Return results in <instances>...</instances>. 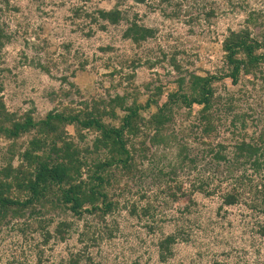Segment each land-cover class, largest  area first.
I'll list each match as a JSON object with an SVG mask.
<instances>
[{
    "label": "rangeland",
    "instance_id": "obj_1",
    "mask_svg": "<svg viewBox=\"0 0 264 264\" xmlns=\"http://www.w3.org/2000/svg\"><path fill=\"white\" fill-rule=\"evenodd\" d=\"M8 2L7 7L5 1L0 0V28L11 37L1 51L0 81L4 83V92L0 96L12 110L35 108L36 117H42L62 104L68 105L70 101L75 103L74 107H79L81 102L104 96L107 91L114 94L115 86L122 91L130 86L124 78L131 74H134L131 84L139 87L142 100L150 93L144 85L150 83L151 89L159 84L165 85V101L168 92L176 91L178 79L188 76L187 72L216 75L225 68L222 42L230 29L240 30L248 26L253 36L260 38L264 33V0H173L169 6H159L158 0H147L142 5L128 0L121 6L124 12L130 18L137 15L140 24L157 31L154 38L139 46L123 38L124 22L102 30L98 24L92 25L87 17L86 13L97 9L114 8L116 0ZM177 4L182 10L179 16L163 14V9L169 14L174 12ZM212 8L217 15L207 19L205 13ZM254 13H260L253 19L257 17L258 24L262 25L248 23ZM89 30L93 31L91 37L86 36ZM109 46L112 51L102 50ZM163 54L167 55L165 62L150 68L148 61H160ZM172 55H176L180 62L182 74L169 64ZM134 60L139 63L135 67L132 66ZM38 62L49 64L50 74L39 68ZM64 76L70 77L81 95L73 93L70 98L60 95L53 100L50 94L71 89L61 81ZM253 79L254 85L250 83ZM120 80L122 86H119ZM214 87L215 97L221 98L220 108L232 106L233 110L228 115L218 113L222 125L218 138L212 142L229 145L227 152L231 156L235 141L242 138L240 135L253 141L264 133V82L261 78L242 74L237 85L221 80ZM129 91L132 92L131 87ZM199 109L193 106L194 114L189 118H186L187 108L176 109L173 129L177 132L189 129V125L196 121ZM236 115L241 119L233 124ZM243 115H246L244 120ZM182 142L188 145L192 158L197 156L201 160L197 169L179 168L169 180L155 176L159 170L157 161L152 167L154 172L142 174L141 171L150 167L149 161L144 160L138 173L124 179L128 190L123 195L113 191L118 193L114 200L119 201L120 208L106 216L107 223L86 214L83 220L75 222L65 241L52 239L41 247L43 264H68L71 254L77 253L85 258L92 257L93 264H219L223 261L228 264H264V236L258 228V225H264V217L257 216L245 204L226 206L221 199V193L227 192L233 186V179L243 172L230 173L228 163H216L214 157L207 154L206 146L192 136ZM3 145L1 142L0 147ZM178 147L175 143L163 149L166 157L161 166L176 162ZM198 176L210 184L207 191L214 190L217 194L191 193ZM167 184L170 187L183 184L187 194L169 197L165 192ZM124 205L127 208H123ZM133 205L137 208L135 215L130 213ZM145 206L151 208L147 216L142 213ZM67 215L62 214L57 221L65 217L71 220V215ZM86 224L92 228L86 231ZM107 225L113 230L112 237L103 231ZM17 229V225H12L4 230L1 264L14 262L15 255L20 262L14 264H37L39 249L36 244L41 236H34L36 240L33 242L25 241L26 236L33 235H24ZM100 230L103 239L91 241ZM85 231L81 242L80 236ZM170 234L178 236L175 251L173 256L162 261L158 242Z\"/></svg>",
    "mask_w": 264,
    "mask_h": 264
},
{
    "label": "trees",
    "instance_id": "obj_2",
    "mask_svg": "<svg viewBox=\"0 0 264 264\" xmlns=\"http://www.w3.org/2000/svg\"><path fill=\"white\" fill-rule=\"evenodd\" d=\"M4 1L8 7V0ZM127 1L116 0L114 8L97 9L86 15L92 25L98 24L102 30L124 22L123 38L139 46L154 38L157 31L140 24L137 15L130 18L121 8ZM172 1L158 0L159 6H169ZM176 8L170 14L166 9L162 12L167 17H177L182 10L180 4ZM257 14H252L248 23L262 25L258 24ZM216 15L213 8L205 13L207 19ZM253 16L257 17L253 19ZM92 35L93 31L86 33L88 37ZM10 40L11 37L0 28V63L3 59L1 51ZM222 49L223 70L216 75L210 72H187L188 76L178 79L176 91L168 92L165 101V85L159 84L151 89L150 83L144 85L150 93L142 100L139 87L131 84L134 74L124 78L130 82V86L122 91L115 86L114 94L107 91L104 96L81 102L79 107H74L75 103L70 101V104H62L42 117H36L35 108L12 110L4 97L0 96V144H4L0 147V247L5 241L4 230L17 225V230L22 234L33 235L29 238L26 236L25 241L33 242L36 240L34 236H41L40 242L36 244L39 249L36 262L43 264L44 251L41 247L48 245L52 239L65 241L75 222L83 220L86 214L107 223L106 216L120 208L119 201L114 198H117L118 193L123 195L128 190L124 179L138 173L144 160L149 161L150 167L141 171L142 174L154 172L152 167L157 161L159 170L155 176L169 180L173 179L170 177L176 175L179 168L197 169L201 160L197 156L192 158L188 145L182 142L189 136L206 146L207 154L213 156L216 163H228L230 173L235 174L237 170L243 172L233 179V186L227 192L221 193L223 204H245L257 216L264 217V177H261L264 172V133L253 141H247L245 135H240L242 138L235 141L231 156L227 152L229 145H215L212 142L218 138L222 125L218 113L225 112L228 115L233 110L232 106L220 108L221 98L215 97L214 84L229 80L237 85L242 74L261 78L264 82V33L260 38L254 37L248 26L240 30L230 29L222 42ZM102 50L112 51L113 48L109 46ZM166 57L163 54L160 61H148V65L152 68L159 62H165ZM136 64L139 63L134 60L132 66ZM169 64L179 74L183 73L176 55L170 57ZM37 66L50 74L49 64L38 62ZM61 81L71 89L50 94L53 100L60 95L67 98L73 93L81 95L80 89L70 81L69 76L62 77ZM254 82L253 79L250 83L254 85ZM119 86H122L121 80ZM130 87L132 92L129 91ZM3 92L4 83L0 81V94ZM193 106L200 107L196 121L189 125V129L175 131L176 109L187 108L186 118H189L194 114ZM245 116H242L243 120ZM240 119V116H234L233 124ZM241 126L245 127L244 124ZM175 143L179 146L176 162L161 166L166 157L163 149ZM182 185L170 187L167 184V196L176 198L177 194L186 195ZM209 185L202 180V176H198L191 193L200 192L206 196L217 194L214 190L207 191ZM123 208H127V205ZM150 210L149 206H145L142 213L147 216ZM130 213H137L135 205ZM62 214L71 215L72 219L65 217L57 221ZM85 228L87 231L92 226L86 224ZM258 228L264 236L263 223ZM110 229L107 225L103 231L112 237L113 230ZM86 231L80 236L81 242ZM101 231L91 241L102 240ZM177 239L175 234L160 239L158 250L162 261L173 256ZM1 262L3 258L0 250ZM14 262H20L18 255H15ZM87 262L93 264V258H85L81 253L71 254L68 260V264ZM219 264L228 263L223 261Z\"/></svg>",
    "mask_w": 264,
    "mask_h": 264
},
{
    "label": "water",
    "instance_id": "obj_3",
    "mask_svg": "<svg viewBox=\"0 0 264 264\" xmlns=\"http://www.w3.org/2000/svg\"><path fill=\"white\" fill-rule=\"evenodd\" d=\"M134 3L138 4V5H142L144 3L147 2V0H132Z\"/></svg>",
    "mask_w": 264,
    "mask_h": 264
}]
</instances>
